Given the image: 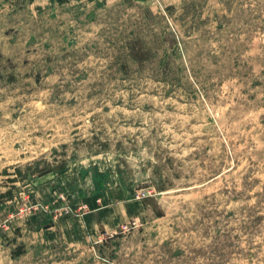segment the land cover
Wrapping results in <instances>:
<instances>
[{
  "label": "rangeland",
  "instance_id": "obj_1",
  "mask_svg": "<svg viewBox=\"0 0 264 264\" xmlns=\"http://www.w3.org/2000/svg\"><path fill=\"white\" fill-rule=\"evenodd\" d=\"M0 264H264V0H0Z\"/></svg>",
  "mask_w": 264,
  "mask_h": 264
},
{
  "label": "crops",
  "instance_id": "obj_2",
  "mask_svg": "<svg viewBox=\"0 0 264 264\" xmlns=\"http://www.w3.org/2000/svg\"><path fill=\"white\" fill-rule=\"evenodd\" d=\"M54 0H32V3L37 5V6H45L51 2H53ZM102 1H106V2H110V1H116V0H102ZM104 225H101V228H103Z\"/></svg>",
  "mask_w": 264,
  "mask_h": 264
},
{
  "label": "trees",
  "instance_id": "obj_3",
  "mask_svg": "<svg viewBox=\"0 0 264 264\" xmlns=\"http://www.w3.org/2000/svg\"><path fill=\"white\" fill-rule=\"evenodd\" d=\"M62 166V165H61ZM46 171H50V170H46ZM158 215L159 216H161V214L158 212ZM18 251H19V249H18ZM20 252L22 253V250H21V248H20Z\"/></svg>",
  "mask_w": 264,
  "mask_h": 264
}]
</instances>
